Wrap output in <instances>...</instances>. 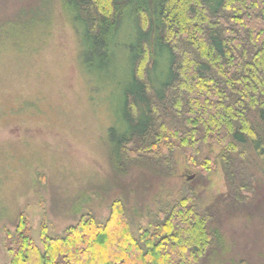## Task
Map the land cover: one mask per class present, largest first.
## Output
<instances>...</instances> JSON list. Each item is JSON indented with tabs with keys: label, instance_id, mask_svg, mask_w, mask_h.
Instances as JSON below:
<instances>
[{
	"label": "trees",
	"instance_id": "1",
	"mask_svg": "<svg viewBox=\"0 0 264 264\" xmlns=\"http://www.w3.org/2000/svg\"><path fill=\"white\" fill-rule=\"evenodd\" d=\"M60 3L78 35L85 70L117 75L122 83L114 173L135 168L154 180L169 178L179 153L200 178L221 165L229 194L205 209L192 188L157 197L146 226L136 228L120 196L104 220L83 209L54 234L44 217L39 244L23 211L3 239L6 264H201L207 258L215 264L226 251L239 254L238 240L230 249L224 228L254 206L253 196L240 195L250 182L235 174L256 168L255 159L264 164V0ZM229 164H237L234 171Z\"/></svg>",
	"mask_w": 264,
	"mask_h": 264
},
{
	"label": "rangeland",
	"instance_id": "2",
	"mask_svg": "<svg viewBox=\"0 0 264 264\" xmlns=\"http://www.w3.org/2000/svg\"><path fill=\"white\" fill-rule=\"evenodd\" d=\"M32 14L44 20H26ZM18 21L21 26L15 25ZM0 40V264L8 262L5 233L14 230L23 211L39 244L44 217L54 234L83 209L104 220L109 203L120 196L135 228L146 226L157 197L192 188L202 209L227 197L221 165L200 178L179 153L169 178L154 180L135 168L126 175L114 173V140L122 131V83L117 75L85 70L78 35L60 0H0ZM212 151L217 154L219 147ZM254 162L253 170L235 174L237 181L250 182L253 189L246 184L240 195L255 198L253 209H245L224 228L225 242L231 249L238 240L239 254L226 251L217 255L215 264H264V164ZM236 165L229 164V169L234 171ZM210 260L201 264H212Z\"/></svg>",
	"mask_w": 264,
	"mask_h": 264
}]
</instances>
